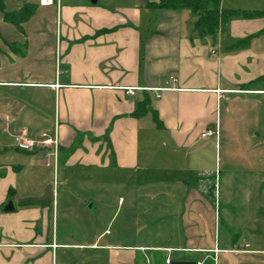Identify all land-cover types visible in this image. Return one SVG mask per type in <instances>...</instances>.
<instances>
[{
	"label": "crops",
	"instance_id": "1",
	"mask_svg": "<svg viewBox=\"0 0 264 264\" xmlns=\"http://www.w3.org/2000/svg\"><path fill=\"white\" fill-rule=\"evenodd\" d=\"M147 1L0 0L6 11L35 7L20 29L0 12V264H149L155 254L159 264L188 254L264 264V249L219 236L221 171L212 137H202L217 130L219 150L222 116L230 134L243 117L264 134V16L234 18L214 39H190L189 10ZM220 8L264 12V0H220ZM8 45H24V54ZM126 88L146 90L128 96ZM145 97L149 111L134 117ZM54 133L56 153L17 148ZM106 133L112 152L99 140ZM110 172L122 176H98ZM104 181L154 189L139 195L146 203L128 197L117 232L122 197L115 210L106 192L96 206L77 202L84 183Z\"/></svg>",
	"mask_w": 264,
	"mask_h": 264
},
{
	"label": "rangeland",
	"instance_id": "2",
	"mask_svg": "<svg viewBox=\"0 0 264 264\" xmlns=\"http://www.w3.org/2000/svg\"><path fill=\"white\" fill-rule=\"evenodd\" d=\"M150 117L148 116V119ZM224 120L222 116L221 128L223 133L220 135L219 150H215L214 137L206 140L212 148V163L214 162V166H212L217 169V172L221 171L220 200L217 199L218 204L220 203L219 236L222 238V235L226 232L231 237L237 238L238 241L243 240L244 243H248L251 246L250 248L264 249V134L255 133L254 128L246 124L248 117L241 118L242 122L241 125L239 124L236 134H230L229 129L224 125ZM78 140H81L80 137H78ZM99 140L104 141L102 137ZM258 155L259 159L256 160ZM226 170L232 173L227 174ZM119 175L120 173L110 172L98 176L109 180ZM116 184L107 181L102 182L101 185L90 182L84 183L82 195L77 199L78 204L88 207L94 202L96 206V202L101 197V194L99 196L98 193L106 192L108 193L107 201H109L110 207L115 210L118 198L122 197L125 204L122 207L119 206L111 232L118 231V225L127 212L128 197L131 194L137 195L136 202L139 204L140 201L146 203L145 200H149L146 198L140 199L139 195L143 191L144 193L150 192L148 195L154 192L152 185L140 187L142 183L138 181H132L128 186L127 182ZM88 196L92 198L91 201L89 200L90 202H87ZM96 212L97 207L92 212H87L85 219L87 221H90V218L95 219L98 216ZM122 238L124 239V237ZM125 242H127V238H125ZM157 255L155 254L149 264H156L153 262L159 264ZM173 257L176 258L177 255ZM182 258L195 260V262L199 261V263L204 261L200 258L198 260V258L196 259V257L189 254L180 256L179 260Z\"/></svg>",
	"mask_w": 264,
	"mask_h": 264
},
{
	"label": "trees",
	"instance_id": "3",
	"mask_svg": "<svg viewBox=\"0 0 264 264\" xmlns=\"http://www.w3.org/2000/svg\"><path fill=\"white\" fill-rule=\"evenodd\" d=\"M147 7L154 9H165L171 11H179L182 9L189 10L193 15V22L190 30V39H202L211 38L214 39L219 33L224 32L227 29V25L230 20L243 17V18H256L264 16V12H246L233 9H221L220 0H158L157 2L147 1ZM34 6L30 4H24L20 8L13 11H6L3 4L0 2V12L3 15L5 22L20 29L21 24L27 22L34 12ZM249 38L237 41L232 45V48H243L247 45ZM13 53L17 55L24 54L25 46L8 45ZM149 111V98L145 97L141 102H138L137 109L133 112L134 117H139ZM154 121L157 127H161L156 116ZM107 147L111 150L108 133L103 137ZM92 141L98 139H91ZM80 140H77L76 145L80 144ZM112 152V150H111ZM113 158V153H111ZM214 188V186L212 187ZM180 260H186L184 258ZM194 261V260H193ZM201 264H212L210 260H204Z\"/></svg>",
	"mask_w": 264,
	"mask_h": 264
},
{
	"label": "built area",
	"instance_id": "4",
	"mask_svg": "<svg viewBox=\"0 0 264 264\" xmlns=\"http://www.w3.org/2000/svg\"><path fill=\"white\" fill-rule=\"evenodd\" d=\"M55 2V0H39V5L41 6H50L53 5ZM175 79L173 77H169V82H174ZM136 90H146V89H136V88H126L125 89V94L128 96H133L134 92ZM158 90H154V92H157ZM156 97H158V95H156ZM218 136V132L217 130H209L206 133H204L202 135V137H215L217 138ZM35 145H42L44 147H49V148H53L54 153H56L57 151V147H58V140H57V135L56 133H54V135L52 136H48L47 134H42L41 135V141H30V140H23L21 139L20 141H18L17 143V148L21 149V150H30L32 149ZM168 263V261L166 262Z\"/></svg>",
	"mask_w": 264,
	"mask_h": 264
},
{
	"label": "water",
	"instance_id": "5",
	"mask_svg": "<svg viewBox=\"0 0 264 264\" xmlns=\"http://www.w3.org/2000/svg\"><path fill=\"white\" fill-rule=\"evenodd\" d=\"M93 2L95 0H92ZM13 209L12 207V204L9 202L6 207H5V211H11ZM165 264H197L196 262L194 261H191V260H172V261H169L168 263H165Z\"/></svg>",
	"mask_w": 264,
	"mask_h": 264
}]
</instances>
